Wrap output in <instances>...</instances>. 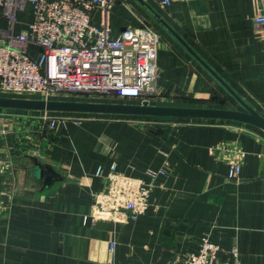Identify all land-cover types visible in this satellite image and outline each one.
Masks as SVG:
<instances>
[{
  "label": "crops",
  "instance_id": "obj_1",
  "mask_svg": "<svg viewBox=\"0 0 264 264\" xmlns=\"http://www.w3.org/2000/svg\"><path fill=\"white\" fill-rule=\"evenodd\" d=\"M161 1L116 0L109 13L113 36L142 26L159 36V95L151 104L243 111L214 73L264 117L260 0ZM15 16L18 34L33 6ZM8 27L0 7V43ZM28 50L38 56L37 47ZM6 112L25 111L1 110L0 131ZM128 118L65 120L52 130L31 121L34 134L0 133V264H172L198 253L203 239L219 247L222 262L264 264V133L234 121ZM231 158L240 162L236 180L228 178ZM34 162L58 175L50 187L46 173L33 174ZM112 163L143 184L157 175L135 220L109 208L112 192L99 197Z\"/></svg>",
  "mask_w": 264,
  "mask_h": 264
},
{
  "label": "built area",
  "instance_id": "obj_2",
  "mask_svg": "<svg viewBox=\"0 0 264 264\" xmlns=\"http://www.w3.org/2000/svg\"><path fill=\"white\" fill-rule=\"evenodd\" d=\"M115 1L0 0V7L5 10L9 21L0 43V92L46 100L61 95H108L151 104L157 93L159 36L148 26L126 28L118 36H113L109 13ZM160 3L169 5L167 0ZM26 4L33 6V19L27 29L15 34V13ZM96 13L98 23L93 20ZM254 24L264 29V0L259 1ZM31 45L38 49L36 58L29 53ZM3 115L10 121V117L14 118L16 128L13 131L17 129L18 135L25 131L22 127L26 117L51 130L58 122L69 120L64 115L49 112L27 111L13 115L6 112ZM4 122V129L0 131L2 135L8 133L9 122ZM224 157L227 158V154ZM228 163V178L238 179L239 160L231 158ZM115 172L116 164L112 163L110 173ZM95 175L102 176L100 167ZM156 176L151 174L150 185ZM110 182L108 190L112 187V180ZM150 185L138 179L131 186L121 184L122 195L127 199L120 208L128 212L131 220L144 213ZM219 252L217 245L203 239L198 253L184 255L172 264H228L218 259Z\"/></svg>",
  "mask_w": 264,
  "mask_h": 264
},
{
  "label": "water",
  "instance_id": "obj_3",
  "mask_svg": "<svg viewBox=\"0 0 264 264\" xmlns=\"http://www.w3.org/2000/svg\"><path fill=\"white\" fill-rule=\"evenodd\" d=\"M213 73V72H212ZM213 75L226 87L232 96L238 101L243 111L206 108V107H180V106H162L152 105L147 101L140 104L128 103H106V102H83L69 100H46V99H29L0 96L1 110H20L30 112H49V113H73L89 115H106V116H134V117H151V118H186L202 120H223L234 121L248 124L256 127L264 133V117L255 109L248 106L240 97H238L227 85L214 73ZM36 168L33 174L38 179L43 178L45 188L50 187L58 175L49 165H41L34 162Z\"/></svg>",
  "mask_w": 264,
  "mask_h": 264
},
{
  "label": "rangeland",
  "instance_id": "obj_4",
  "mask_svg": "<svg viewBox=\"0 0 264 264\" xmlns=\"http://www.w3.org/2000/svg\"><path fill=\"white\" fill-rule=\"evenodd\" d=\"M159 71V70H158ZM93 96H71V95H61V96H54V97H47L48 100H69V101H83V102H106V103H128V104H135V103H132V102H135L134 100H129V99H118V98H110V96L108 95H95V94H92ZM158 93L154 94L153 95V101H155L156 98H158ZM0 96H3V97H15V98H29V99H34L31 95H17V94H14V93H5V92H0ZM139 102V101H137ZM155 103H159V102H155ZM34 116H38V114L34 113L33 114ZM57 115H61V116H65L66 118L65 119H69L67 120V123L69 124H72V123H75L77 125H81L83 123H86V122H101V121H106L107 117H111L113 118V120L109 119V121H118L120 118H123V119H126L127 117H124V116H104V115H80V114H73V113H60V114H57ZM80 117L78 120L75 119V118H78ZM12 119V121H9L7 120V122H9L8 124V128L7 130L9 131H12L14 128V118L13 117H10ZM19 119H21V117H18ZM74 118V120L72 119ZM129 120H131L130 118H128ZM149 119H152V118H149ZM16 121V120H15ZM31 121H35L33 120L32 118H25L24 122H23V127H22V131H24L25 134H34V129L31 128L28 123H30ZM3 124H5L4 121H2ZM143 123L137 125V127H140V129H143ZM32 129V130H31ZM31 130V131H30ZM45 130H51V129H48L47 127L45 128ZM42 133V132H39V134ZM29 137V136H28ZM18 147V146H16ZM33 150V149H32ZM40 150H33V155H37L36 153L39 152ZM32 171V169L30 168V172ZM116 173V174H115ZM115 173H110L109 175H107L106 177V180L108 181H105L104 184H105V187L106 189H104V191L100 192V196L101 198H105V197H108V192H112L113 194L116 195L115 197V202H114V206L113 205H110L109 208H113V210H116L117 212L121 211L119 210L120 207H118L121 203H124V201L127 199L125 197V195H122L124 192H123V188H121V184L122 185H128V183L130 184V186L132 185V183L135 181L134 177H129V176H126V175H123V174H120L119 172H115ZM119 174V175H118ZM113 179L112 180V187L108 190L109 188V181H111L110 179ZM111 183V182H110ZM117 185V186H116ZM99 195V194H97ZM133 196V195H132ZM110 213V212H109ZM120 213V212H119Z\"/></svg>",
  "mask_w": 264,
  "mask_h": 264
},
{
  "label": "trees",
  "instance_id": "obj_5",
  "mask_svg": "<svg viewBox=\"0 0 264 264\" xmlns=\"http://www.w3.org/2000/svg\"><path fill=\"white\" fill-rule=\"evenodd\" d=\"M1 110V109H0ZM12 111H20V110H12ZM25 112H27V111H25ZM38 113V112H37ZM55 114H60V113H55ZM64 114V113H63ZM80 115H89V114H80ZM104 116H106V115H104ZM126 117V116H125ZM127 117H134V116H127ZM135 118V117H134ZM145 118H151V117H145ZM154 119H160V118H154ZM161 119H163V118H161ZM165 119H170V118H165ZM34 161V160H33Z\"/></svg>",
  "mask_w": 264,
  "mask_h": 264
}]
</instances>
